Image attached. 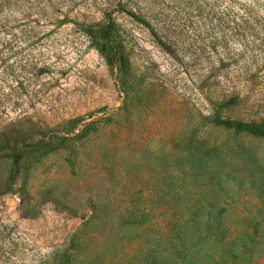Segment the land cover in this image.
I'll list each match as a JSON object with an SVG mask.
<instances>
[{
    "label": "rangeland",
    "instance_id": "1",
    "mask_svg": "<svg viewBox=\"0 0 264 264\" xmlns=\"http://www.w3.org/2000/svg\"><path fill=\"white\" fill-rule=\"evenodd\" d=\"M0 140V264H264V0H0Z\"/></svg>",
    "mask_w": 264,
    "mask_h": 264
},
{
    "label": "trees",
    "instance_id": "2",
    "mask_svg": "<svg viewBox=\"0 0 264 264\" xmlns=\"http://www.w3.org/2000/svg\"><path fill=\"white\" fill-rule=\"evenodd\" d=\"M120 9L137 22L147 26L152 35L158 40V43L161 44L168 52H172L170 46L157 36L154 29L150 28L149 23L144 20L142 16L133 11L127 10L124 7H120ZM105 18V24L90 25L85 27L84 33L87 36L89 45L99 52L105 60L107 67L111 70H114L115 68L119 70L123 68L126 63V47L124 45V40H122V30L120 29L119 24L112 17L111 13H106ZM47 132H49V130H44V133ZM50 139L54 144H58L61 143L64 137L52 135L50 136ZM4 150H6V144L0 140V152Z\"/></svg>",
    "mask_w": 264,
    "mask_h": 264
}]
</instances>
